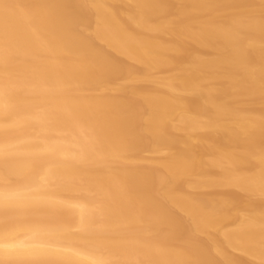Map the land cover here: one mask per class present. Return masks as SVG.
I'll use <instances>...</instances> for the list:
<instances>
[{"label":"bare ground","instance_id":"1","mask_svg":"<svg viewBox=\"0 0 264 264\" xmlns=\"http://www.w3.org/2000/svg\"><path fill=\"white\" fill-rule=\"evenodd\" d=\"M0 264H264V0H0Z\"/></svg>","mask_w":264,"mask_h":264}]
</instances>
